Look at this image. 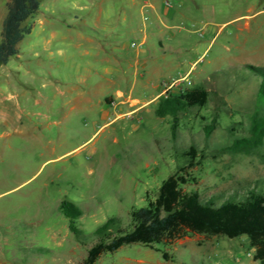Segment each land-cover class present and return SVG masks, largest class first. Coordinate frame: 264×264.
Segmentation results:
<instances>
[{"label":"rangeland","instance_id":"374dc122","mask_svg":"<svg viewBox=\"0 0 264 264\" xmlns=\"http://www.w3.org/2000/svg\"><path fill=\"white\" fill-rule=\"evenodd\" d=\"M8 1L0 0V41ZM38 1L39 11L27 21L34 28L0 66V264H79L89 245L74 240L60 203L81 209L76 222L88 241L110 217L127 224L130 209L143 206L146 193L155 196L191 144L206 158L190 170L197 185L186 189L202 197L241 191L264 178V146L212 158L214 148L246 134L255 109L260 79L246 67L264 68V0H159L176 13L170 29L163 19L154 23L140 0L131 7L128 0H102L101 14V0ZM59 12H78L107 41L79 38L44 16ZM104 50L142 57L138 66L128 58L108 62ZM134 72L132 108L99 103V95L125 88L119 79ZM81 73L85 83L77 79ZM200 83L210 101L180 120L173 139L171 118L154 113L157 102ZM79 96L83 110L73 107ZM201 117L216 120L207 139ZM253 254L245 236L195 235L168 248L125 246L96 264H259Z\"/></svg>","mask_w":264,"mask_h":264},{"label":"trees","instance_id":"16d2710c","mask_svg":"<svg viewBox=\"0 0 264 264\" xmlns=\"http://www.w3.org/2000/svg\"><path fill=\"white\" fill-rule=\"evenodd\" d=\"M38 0H9L2 20L0 41V66L18 54V44L29 35L33 22L27 21L39 10ZM259 77L255 109L249 116V126L244 136L231 143L213 149L212 158L223 154L250 155L264 146V68L246 67ZM211 92L203 84H195L176 95L160 97L154 111L158 118H171V136L176 137L182 118L195 116L210 101ZM204 122L205 138L216 128L215 117ZM206 152L194 144L183 149L178 156L176 171L164 179L155 196L146 193L145 204L133 207L128 212V223L113 216L97 227L90 240L77 225L81 209L70 201L63 200L60 210L68 219V228L74 240L87 246L86 256L79 264H96L105 254H113L122 247L140 245L155 249L156 245L171 247L185 237L199 235L205 238L245 236L254 250L253 259L264 264V178L252 187L231 194L202 197L196 189L187 190V185H197L198 179L190 172L201 165ZM163 260L171 256L162 251Z\"/></svg>","mask_w":264,"mask_h":264},{"label":"crops","instance_id":"0c3cea01","mask_svg":"<svg viewBox=\"0 0 264 264\" xmlns=\"http://www.w3.org/2000/svg\"><path fill=\"white\" fill-rule=\"evenodd\" d=\"M140 2H141V5H140L141 8H143V9L148 8L150 15L153 17L152 19H154V23L158 24L160 22V20L163 19L162 23H163L165 28L170 29L173 26L171 24L172 23L171 21H172V18L174 16H176L175 15L176 13L174 11L164 9L161 1H159V0H147L146 2H142L140 0ZM102 3H103V1L101 0L99 3V8H98V11L100 14L103 12V8H104V6H102ZM128 3H129L128 7L136 5L135 0H128ZM124 11H129V10L125 9ZM77 13L78 12H73V13H71V12L46 13V14H44V16L48 17L50 19L57 20L60 24H62V26H64L67 30L72 31L79 38L82 37L83 35H88V36L95 35V36H98L100 38V40L102 39V40L107 41V35H103V34L99 33L97 30L91 28L86 23L82 22L80 20V18L77 16ZM33 24H34V22H33ZM33 28H34V26H33ZM169 37H172V36L169 35ZM142 40L146 42L145 35L143 36ZM72 46L79 48L78 46H80V45L75 44ZM103 54H104V57H103L104 61L120 63L122 61H126V58H128V59H130V62L132 60H134V65H136V66L139 65L140 57H142L141 56L142 53H140V52H136L132 56H125L118 51L107 52L104 50ZM137 74H138L137 72H134L130 76L121 77L119 79V82L120 81L123 82L125 84V88H116L114 91V95H112L110 93H103V94L99 95L100 96L98 98L99 103L105 104V106H107V108L112 107V108L118 109V107H120V106H126L128 108H132L138 102L137 99L133 98V93H134V90L136 88L135 76ZM133 75H134V77H133ZM77 79L80 83H85L87 78H86L84 73H81L80 75H78ZM108 81H111V80H108ZM80 97L81 96H79L78 98H74L72 103H73V107L78 106L80 108V110H83V108H85V105H84L85 99L80 100L79 99Z\"/></svg>","mask_w":264,"mask_h":264}]
</instances>
